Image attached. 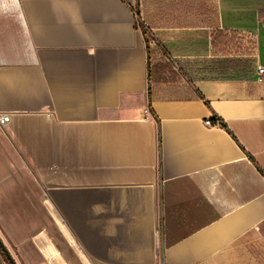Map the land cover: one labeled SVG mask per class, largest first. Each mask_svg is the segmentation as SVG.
Here are the masks:
<instances>
[{
  "label": "crops",
  "instance_id": "obj_1",
  "mask_svg": "<svg viewBox=\"0 0 264 264\" xmlns=\"http://www.w3.org/2000/svg\"><path fill=\"white\" fill-rule=\"evenodd\" d=\"M258 66L264 0H0L17 263L264 264Z\"/></svg>",
  "mask_w": 264,
  "mask_h": 264
},
{
  "label": "trees",
  "instance_id": "obj_2",
  "mask_svg": "<svg viewBox=\"0 0 264 264\" xmlns=\"http://www.w3.org/2000/svg\"><path fill=\"white\" fill-rule=\"evenodd\" d=\"M213 44H214V47L216 48H220V50H228L229 46H232V47H236V42H235V38H231L228 40V38L225 36V34L223 33H214L213 35ZM170 70L169 67H166V66H163V65H160L156 68H152L149 70V80L150 82L153 80L154 78V75L157 77L160 76V75H165L168 73V71ZM0 252L2 253L3 257H5V254L2 252L1 248H0Z\"/></svg>",
  "mask_w": 264,
  "mask_h": 264
},
{
  "label": "water",
  "instance_id": "obj_3",
  "mask_svg": "<svg viewBox=\"0 0 264 264\" xmlns=\"http://www.w3.org/2000/svg\"><path fill=\"white\" fill-rule=\"evenodd\" d=\"M0 248L2 249L3 253L6 255L10 264H18L14 256L12 255L9 248L6 246L5 242L3 241L2 237L0 236Z\"/></svg>",
  "mask_w": 264,
  "mask_h": 264
},
{
  "label": "built area",
  "instance_id": "obj_4",
  "mask_svg": "<svg viewBox=\"0 0 264 264\" xmlns=\"http://www.w3.org/2000/svg\"><path fill=\"white\" fill-rule=\"evenodd\" d=\"M257 73H258L259 77H264V67L263 66H258ZM206 126L211 127L212 126V122L211 121H207L206 122Z\"/></svg>",
  "mask_w": 264,
  "mask_h": 264
},
{
  "label": "flooded vegetation",
  "instance_id": "obj_5",
  "mask_svg": "<svg viewBox=\"0 0 264 264\" xmlns=\"http://www.w3.org/2000/svg\"><path fill=\"white\" fill-rule=\"evenodd\" d=\"M1 250H2V249H1ZM2 252H3V251H2ZM0 257L2 258V260L4 261L5 264H10V262L8 261L6 255H5L6 258H4L1 252H0Z\"/></svg>",
  "mask_w": 264,
  "mask_h": 264
},
{
  "label": "rangeland",
  "instance_id": "obj_6",
  "mask_svg": "<svg viewBox=\"0 0 264 264\" xmlns=\"http://www.w3.org/2000/svg\"><path fill=\"white\" fill-rule=\"evenodd\" d=\"M138 19H139V23H140V25H142V23H143V22H142V16L140 15Z\"/></svg>",
  "mask_w": 264,
  "mask_h": 264
}]
</instances>
